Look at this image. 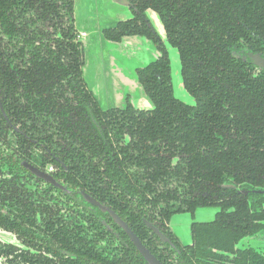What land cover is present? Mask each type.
Returning a JSON list of instances; mask_svg holds the SVG:
<instances>
[{
    "label": "trees",
    "instance_id": "trees-1",
    "mask_svg": "<svg viewBox=\"0 0 264 264\" xmlns=\"http://www.w3.org/2000/svg\"><path fill=\"white\" fill-rule=\"evenodd\" d=\"M127 1L133 17L103 29V38L120 43L125 37H143L157 44L145 16L147 10L154 11L169 44L177 49L182 84L195 98V106H185L173 98L168 60L160 47L158 57L135 70L138 84L152 103L150 111L130 106L101 111L93 96L83 84L77 86L74 78L77 88L59 90V70L53 72L50 85L36 87L32 83L35 72L30 68L19 72L24 79L31 75L30 82H19L18 71L10 69L14 67L12 62H8L6 71L5 55L7 59L13 57L16 66L30 64L25 60L30 49L36 53L35 60L40 53L56 55L49 44L45 48L40 44H45L41 38L50 35L47 26L58 23L60 6L54 0H0V42L4 41L2 49L0 44V96L9 121L20 124V132L11 133L0 114V138L9 145L3 149L0 146V166L7 165L14 172L21 157L31 159L36 155L42 147L37 144V136H46L43 124L49 107L59 99L65 100V93L76 103L73 108L83 99L85 108L94 107L99 117L106 172L112 175V167H118L166 218L193 212L197 207H220L212 222L193 224L191 228L194 246L190 251L196 261L215 263L221 256L211 249L233 251V245L245 234L244 223L260 215V196H254L249 204L248 199L221 189V185L232 182L250 189L264 186V76L254 77L231 55L241 49L240 41L264 51V0ZM68 8L70 14L71 4ZM35 42L39 44L26 50ZM72 49L71 67L75 71L70 73L79 76V52L73 45ZM59 58L57 55L55 60ZM43 63H47L45 58L40 65ZM92 141L89 139V143ZM37 155L42 165L50 162L62 169L66 165L54 157L50 160L52 154L46 149ZM71 164V172L81 176L84 188L102 193L95 181L85 180L92 170H85L77 161ZM179 190L189 200H180ZM109 204L115 208L114 202ZM229 208H233L232 213H226ZM18 219L11 223L14 228ZM33 223L30 217L28 224ZM234 254L230 264H264L253 250H235Z\"/></svg>",
    "mask_w": 264,
    "mask_h": 264
},
{
    "label": "flooded vegetation",
    "instance_id": "flooded-vegetation-1",
    "mask_svg": "<svg viewBox=\"0 0 264 264\" xmlns=\"http://www.w3.org/2000/svg\"><path fill=\"white\" fill-rule=\"evenodd\" d=\"M54 2L60 6L61 17L57 24L51 23L50 27L47 26L50 35L41 38L45 44L40 45L45 48L46 44H49V49H55L57 54L52 52L49 55L40 53V57L38 56V59L35 60L36 53L30 49V55L28 56L27 53L25 56L26 63L29 60L30 64L27 63L25 66H16L18 64L16 60L13 57L7 59V55H5L6 58L3 61L6 71L8 70V62H12L15 68L11 67L10 69L18 71L19 82H30L31 75L24 79L19 73L30 68L32 73L35 72L32 83L36 87H43L54 81L53 72L59 70V74L62 75L56 84L59 90L66 92L70 88L71 91L72 87L77 88L79 84H83L101 111L122 109L125 106L143 111L152 110V103L145 94L148 101L146 109L134 107L128 100V96L125 98V95L121 102L125 101L124 107H102L98 94H95L89 86V80L92 84V79L86 76L83 69L84 57L81 41L86 38V35L84 32H78L75 28L74 0H54ZM70 4L72 12L69 14L68 7ZM147 12L156 13L147 10L145 16L158 39V43L154 45L156 48L162 49L161 52L166 55L168 60L172 96L181 104L194 107L195 98L183 87L182 83V87L192 96L194 103L192 105L183 103L174 95L168 54L164 44L152 28L147 18ZM156 16L158 17L157 14ZM162 28L166 42L169 44L163 25ZM35 43L28 46L26 50L39 44L38 42ZM0 44L2 49L4 41H1ZM83 44H87V41ZM239 44L241 49L237 52L233 51L231 55L245 64V68L254 77L264 76V67L258 66L250 58V56H258L264 62V51H259L242 41ZM72 45L79 52V60L81 61L79 76L77 74L73 76L70 73L72 70L75 71L71 67L74 65V61L71 60ZM170 46L177 51L175 47ZM157 52L156 56L158 57L160 51L157 50ZM57 55L60 57L58 62L55 60ZM74 56L76 57L75 53ZM42 58H45L47 63L40 65ZM73 78L77 86L74 84ZM65 95L63 97L65 100L59 99L57 95L54 96L55 99H59V102L49 107L45 124L39 120L40 124H43V128L46 129V136L44 133L41 137L37 136V144L42 147L36 150V155L31 159L21 157L16 163L14 172H10L7 165L0 166V264H148L128 234L114 221L110 213L125 224L141 246L160 264H199L190 251L194 246L191 237L192 225L212 222L216 213L220 211V207L216 205L197 207L193 212L174 213L166 218L159 207L148 200L149 197L134 188L135 184L118 167H112V175L106 172V164L102 155V149L104 150L105 147L101 139L102 131L99 129L98 114L92 106V109L87 108V105L85 108L83 99L79 105L73 108L72 105H76V103H72L71 98L66 93ZM2 102V96H0V114L9 128V132L18 134L20 124L9 121ZM89 139L93 141L89 143ZM0 146L2 149L9 146L8 142L2 140V137L0 138ZM12 146L15 147L14 144ZM106 148L109 149L108 146ZM45 149L52 154L50 160H53L54 157L57 161H63L66 164L64 169L56 167L50 162H45L42 165V162L37 160L39 159L37 154ZM176 159L177 157H174L173 160ZM73 161H77V164L85 170L93 171L87 175L85 180L95 181L102 193H93L82 186V182L79 181L81 176L73 174L69 168ZM30 169L49 177L51 182H45ZM10 186L12 188L8 189ZM221 189L234 192L236 196L248 199L249 204L252 203L254 196H260L261 204L257 209V213L260 215L258 219L250 223L245 221L243 230L245 234L233 245V251L224 252L211 249V252L221 256V260L206 264H230V260L235 257V250H253L260 259L264 260V251L252 247L243 249L237 247L243 239L255 237L264 232V215L262 213L264 212V186L263 188L250 189L238 187L229 182L221 185ZM177 195L180 200H189V197L181 190L178 191ZM85 197L97 203L98 206L87 201ZM109 202H114L115 208ZM135 205L137 206L136 209ZM99 207L106 209L102 211ZM207 207L217 208L213 220L191 222L189 225L190 243H182L171 229L170 222L173 217L181 213H188L193 218L198 209ZM232 212L233 208L226 211V213ZM17 216L19 219L16 228H14L11 223ZM30 217L34 222L32 225L28 224ZM2 235H10L12 238L8 241Z\"/></svg>",
    "mask_w": 264,
    "mask_h": 264
},
{
    "label": "rangeland",
    "instance_id": "rangeland-1",
    "mask_svg": "<svg viewBox=\"0 0 264 264\" xmlns=\"http://www.w3.org/2000/svg\"><path fill=\"white\" fill-rule=\"evenodd\" d=\"M73 17L76 30L86 35V38L81 41L84 57L83 69L86 76L92 79L91 88L100 86L99 95L101 97H104L103 88H109V95L106 94L104 97L106 103L111 104L114 99L120 96L124 98L125 95L134 107L146 109L148 101L136 81L135 70L154 60L158 54L156 46L143 37L125 38L120 43H112L106 41L101 34L103 28L114 26L117 21L130 20L133 17L132 11L120 8L111 0H74ZM147 18L168 54L175 97L183 103L192 105L194 99L181 84L177 51L166 42L162 24L156 14L147 12ZM85 41L87 44H83ZM111 62L112 65L109 66ZM102 75L106 77L102 79ZM123 81L128 82L127 86L121 84ZM124 102L119 106L124 107L126 105ZM108 107L112 106L107 105L104 108ZM216 212V207H207L198 209L193 218L188 213L178 214L170 222L171 229L182 243L188 244L190 243V223L209 222L213 220ZM3 237L8 241L12 238L10 235ZM237 247L239 249L252 247L264 251V232L255 237L243 239Z\"/></svg>",
    "mask_w": 264,
    "mask_h": 264
},
{
    "label": "water",
    "instance_id": "water-1",
    "mask_svg": "<svg viewBox=\"0 0 264 264\" xmlns=\"http://www.w3.org/2000/svg\"><path fill=\"white\" fill-rule=\"evenodd\" d=\"M115 5L117 4V6L119 5L120 8H124V9H130L129 3L127 0H111ZM122 12V11H121ZM117 21L118 22H121ZM75 23V22H74ZM115 23V25H116ZM114 25V26H115ZM113 27V26H111ZM110 28V27H109ZM105 29V28H103ZM102 29V30H103ZM102 34V31H101ZM250 58L254 61L255 64H257L258 66H263L264 67V62H262L258 56H250ZM109 65V64H108ZM143 68V67H142ZM138 69V68H136ZM137 81V80H136ZM138 83V82H137ZM139 85V84H138ZM140 86V85H139ZM141 88V87H140ZM37 177L43 179L45 182H51V179L43 174H40L38 172H36L33 169H30ZM86 198V197H85ZM87 201H89L90 203H92L93 205L98 206L97 203L91 201L90 199L86 198ZM100 210L104 211L106 208L103 207H99ZM110 215L113 217L114 221L122 227V229H124V231L128 234L129 238L131 239V241L134 243V245L136 246L137 250L139 251V253L141 254V256L146 260V262L148 264H160L143 246H141L140 242L135 238V236L130 232V230H128V228L125 226V224L116 216H114L113 214L110 213ZM157 233V232H156ZM1 236V235H0ZM1 239V238H0ZM4 239V238H2Z\"/></svg>",
    "mask_w": 264,
    "mask_h": 264
},
{
    "label": "crops",
    "instance_id": "crops-1",
    "mask_svg": "<svg viewBox=\"0 0 264 264\" xmlns=\"http://www.w3.org/2000/svg\"><path fill=\"white\" fill-rule=\"evenodd\" d=\"M112 65V62L111 63H109V66H111ZM104 77H106L105 75H102V79H104ZM88 80H89V78H88ZM127 83L128 82H124L123 81V83H121L123 86H127ZM91 85V83H90V80H89V86ZM91 87V86H90ZM92 90L94 91V93L95 94H98V97L100 98V102H101V105H102V107L104 108L105 106H107V105H111L112 107H117V106H119L120 104H121V102H122V99H123V97L122 96H120V97H118L116 100L114 99V101L113 102H111V104L110 103H106L105 102V99H104V97H106V94H107V96L109 95V88H107V87H104L103 88V91H102V93L104 94V97H101L100 95H99V92L101 91V87L100 86H94V88H92Z\"/></svg>",
    "mask_w": 264,
    "mask_h": 264
}]
</instances>
